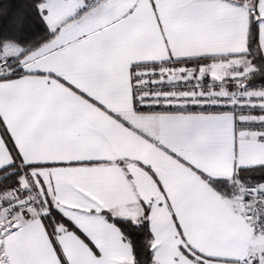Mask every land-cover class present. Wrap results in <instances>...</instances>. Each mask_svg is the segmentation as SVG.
Listing matches in <instances>:
<instances>
[{
  "label": "snow or ice",
  "instance_id": "6c2138e0",
  "mask_svg": "<svg viewBox=\"0 0 264 264\" xmlns=\"http://www.w3.org/2000/svg\"><path fill=\"white\" fill-rule=\"evenodd\" d=\"M0 3V264H264V0Z\"/></svg>",
  "mask_w": 264,
  "mask_h": 264
},
{
  "label": "trees",
  "instance_id": "16d2710c",
  "mask_svg": "<svg viewBox=\"0 0 264 264\" xmlns=\"http://www.w3.org/2000/svg\"><path fill=\"white\" fill-rule=\"evenodd\" d=\"M0 3H6L13 5L12 11L15 12L19 5L23 3V0H0ZM6 21L0 18V23H5Z\"/></svg>",
  "mask_w": 264,
  "mask_h": 264
}]
</instances>
